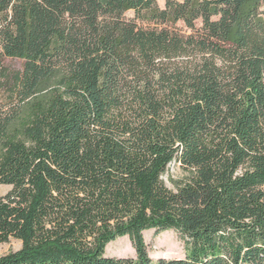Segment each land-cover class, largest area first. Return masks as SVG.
Listing matches in <instances>:
<instances>
[{"label":"trees","instance_id":"obj_1","mask_svg":"<svg viewBox=\"0 0 264 264\" xmlns=\"http://www.w3.org/2000/svg\"><path fill=\"white\" fill-rule=\"evenodd\" d=\"M0 185V264H264V0H0Z\"/></svg>","mask_w":264,"mask_h":264},{"label":"rangeland","instance_id":"obj_2","mask_svg":"<svg viewBox=\"0 0 264 264\" xmlns=\"http://www.w3.org/2000/svg\"><path fill=\"white\" fill-rule=\"evenodd\" d=\"M163 6V3H160ZM130 16V14H128ZM179 27H181L179 25ZM4 65L10 70H20L23 60L6 59ZM189 177L187 171L182 170L178 164L172 163L168 166L162 176V181L166 188L175 190L177 186L186 181ZM10 187L0 185V198L8 193ZM144 240L147 245L149 257L156 261L157 259H181L184 257L183 244L178 240L173 231H166L155 235L153 231H147L144 234ZM21 243L15 239H10L7 243L0 244V257L10 252L19 250ZM105 256L108 257H135L134 251L127 237L118 238L110 243L105 249Z\"/></svg>","mask_w":264,"mask_h":264}]
</instances>
